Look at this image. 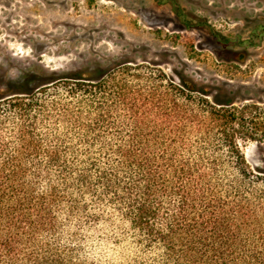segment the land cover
<instances>
[{"label":"trees","instance_id":"trees-1","mask_svg":"<svg viewBox=\"0 0 264 264\" xmlns=\"http://www.w3.org/2000/svg\"><path fill=\"white\" fill-rule=\"evenodd\" d=\"M114 69L8 79L0 264H264V105Z\"/></svg>","mask_w":264,"mask_h":264},{"label":"rangeland","instance_id":"rangeland-1","mask_svg":"<svg viewBox=\"0 0 264 264\" xmlns=\"http://www.w3.org/2000/svg\"><path fill=\"white\" fill-rule=\"evenodd\" d=\"M122 64L210 100L264 105V0H0V94L15 92L8 79L26 71L98 67L99 77ZM242 151L264 174V144Z\"/></svg>","mask_w":264,"mask_h":264}]
</instances>
